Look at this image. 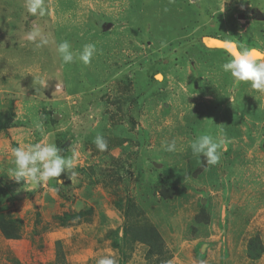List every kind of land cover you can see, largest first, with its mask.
Here are the masks:
<instances>
[{
    "label": "rangeland",
    "instance_id": "obj_1",
    "mask_svg": "<svg viewBox=\"0 0 264 264\" xmlns=\"http://www.w3.org/2000/svg\"><path fill=\"white\" fill-rule=\"evenodd\" d=\"M44 3L40 17L0 0V115L13 114L0 130V217L19 233L0 229V264H55L57 241L66 264H264V93L234 85L213 43L264 52V0ZM34 24L47 46L27 40ZM63 41L75 53L94 44L91 63L63 64ZM205 133L224 140L215 166L191 151ZM48 141L75 155V180L12 177V149ZM146 222L163 258L123 233Z\"/></svg>",
    "mask_w": 264,
    "mask_h": 264
},
{
    "label": "clouds",
    "instance_id": "obj_2",
    "mask_svg": "<svg viewBox=\"0 0 264 264\" xmlns=\"http://www.w3.org/2000/svg\"><path fill=\"white\" fill-rule=\"evenodd\" d=\"M27 11L32 16L43 17L47 8L44 0H26ZM27 40L33 42L37 48L45 47L49 44L48 37L37 24L32 26V30L27 34ZM228 53L231 59L222 65L226 73H230L234 85L249 83L251 88L264 93V52L256 48L241 47L236 41L223 40L213 41ZM60 60L65 65L74 63L77 59L85 66L92 61L96 52L94 44H85L83 50L75 53L68 41H63L56 48ZM157 79L162 77L157 76ZM34 127L43 133L44 124L42 121H35ZM96 148L103 152L108 148L106 139L102 135H97L94 139ZM224 140L219 136L205 133L195 138L191 143V151L196 156H203L208 166L217 165L222 156V146ZM162 147L167 152H175L177 144L175 139L162 142ZM15 169L12 177L17 181H24L25 184L43 186L50 180H55L61 184L59 177L62 173L70 174L73 181L76 172L72 171L76 166L75 155L71 157L61 155V149L52 141L37 142L26 146H18L12 149ZM97 264H117L114 256H104L97 261Z\"/></svg>",
    "mask_w": 264,
    "mask_h": 264
},
{
    "label": "trees",
    "instance_id": "obj_3",
    "mask_svg": "<svg viewBox=\"0 0 264 264\" xmlns=\"http://www.w3.org/2000/svg\"><path fill=\"white\" fill-rule=\"evenodd\" d=\"M13 114L11 112L7 114L0 115V130L9 126L13 120ZM131 202V201H130ZM127 216V214H126ZM6 221L0 217V229L3 232L5 237L8 238H17L19 233H12L8 231L6 227ZM123 233H131L134 237V240L137 242H142L149 246L148 254L154 255L156 258L164 257L165 243L163 237L157 230V228L149 222L143 224H131L123 228ZM162 263V262H161ZM55 264H66L64 252L62 249V244L60 241L56 243V263Z\"/></svg>",
    "mask_w": 264,
    "mask_h": 264
},
{
    "label": "water",
    "instance_id": "obj_4",
    "mask_svg": "<svg viewBox=\"0 0 264 264\" xmlns=\"http://www.w3.org/2000/svg\"><path fill=\"white\" fill-rule=\"evenodd\" d=\"M213 41H216V40H213ZM218 41V40H217Z\"/></svg>",
    "mask_w": 264,
    "mask_h": 264
}]
</instances>
